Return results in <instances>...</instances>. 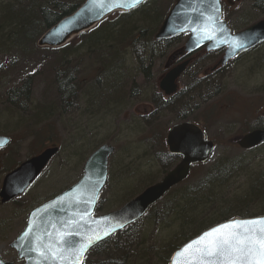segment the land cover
<instances>
[{
	"label": "rangeland",
	"instance_id": "obj_1",
	"mask_svg": "<svg viewBox=\"0 0 264 264\" xmlns=\"http://www.w3.org/2000/svg\"><path fill=\"white\" fill-rule=\"evenodd\" d=\"M12 1L0 0V5ZM222 1L232 14V31H239L264 16V6L260 3L259 12L242 15L248 20L241 23L236 9H230L227 4L237 1ZM173 2L165 0L162 10L168 6L170 9ZM35 40L20 48L26 52H11L14 49H10L7 41L0 48V135L13 141L0 151V166L3 159L5 164L4 169L0 167V184L7 172L45 148L54 145L59 151L23 196L12 204L0 205V256L5 261L15 262L14 252L8 246L23 230L31 210L74 184L82 175L86 159L101 145L113 146L115 153L109 158L108 178L98 198L100 209L94 215L119 209L172 167L170 163L164 165L165 156L152 157L154 144L148 138L154 130L166 132L178 123L179 116H185L186 120L201 125L207 139L217 146L213 159L234 157L241 152L234 141L256 127L263 115L264 43L240 55L205 82L201 81L202 74L214 63L210 58L195 62L178 81L180 95L169 108L162 109L165 98L158 94L157 79L163 74L167 56L182 46L183 36L161 45V55L151 60L150 65L143 64L144 69L149 66L148 78L136 63L133 47L125 49V72L133 84H127L119 101L100 100L98 92L105 86L101 80L94 79L96 50L90 51L88 47L79 50L76 46L82 40L80 37L70 42L66 54L38 48L37 41L33 44ZM201 58L199 55L198 59ZM62 81H65L63 88ZM21 87L18 95H14ZM10 96L17 103L14 111L8 109ZM176 104L177 110L169 111ZM141 115L145 116L140 118ZM48 124L52 127L42 134L41 128L45 130ZM246 159V164L222 182V187L220 183L211 186L221 199L223 212L232 210L229 202L239 203L234 205V210L247 205L243 214L245 210L264 211V199L253 194L255 176L264 173V145L247 153ZM192 176L193 186L197 188L204 174L195 171ZM158 221L146 227L145 220L138 222L143 232L136 237L139 253L130 260L132 264H160L163 256L159 259L154 250H162L164 241L171 244L178 226L174 219ZM107 258H111L107 250L93 251L86 264H108ZM111 259L119 262L114 256Z\"/></svg>",
	"mask_w": 264,
	"mask_h": 264
},
{
	"label": "water",
	"instance_id": "obj_2",
	"mask_svg": "<svg viewBox=\"0 0 264 264\" xmlns=\"http://www.w3.org/2000/svg\"><path fill=\"white\" fill-rule=\"evenodd\" d=\"M145 1L141 0L139 4L134 5L132 0H86L74 13L48 29L38 40L37 46L61 47L72 38L89 31L112 13L128 12ZM181 34H188L183 49L186 53H192L204 45H207V51L226 48L222 62L225 64L237 54L264 41V21L242 33L231 35L226 23L220 21L218 0H175L159 27L155 40H167ZM186 65L187 63L176 66L159 80V90L165 96L175 93V82ZM0 142H3L0 148H3L9 140L0 137ZM166 143L171 155L182 158L180 163L160 183L148 187L120 210L106 216L91 218L98 192L106 179L107 159L113 152V149L107 146L96 150L86 161L84 175L77 184L29 215L25 229L10 244L18 259H22L23 264H74L69 257L74 248H79L82 237L95 234L101 237L87 249L88 251L115 232L137 221L171 187L186 178L192 165L206 162L213 151V144L206 142L201 131L189 123L173 126L167 133ZM262 143H264V130H258L244 136L238 142V146L249 149ZM56 153V148L47 149L6 175L0 190L1 203H7L18 197ZM261 218L264 217L232 221ZM30 225V234L25 236L24 233L29 230ZM211 229L176 250L170 264H186L190 254L206 242L199 241V238ZM194 241L197 243L192 245L189 252H181L186 245ZM60 251H63V257L53 258V253ZM87 251L83 253L79 264L82 263ZM0 264L7 263L0 261Z\"/></svg>",
	"mask_w": 264,
	"mask_h": 264
},
{
	"label": "trees",
	"instance_id": "obj_3",
	"mask_svg": "<svg viewBox=\"0 0 264 264\" xmlns=\"http://www.w3.org/2000/svg\"><path fill=\"white\" fill-rule=\"evenodd\" d=\"M158 1L160 0H148L142 6L130 12L113 14L91 31L79 36L82 39L76 46L79 47V50L83 47L86 49L88 47L90 51L96 50L97 67L94 69L96 72L94 79L101 80L105 86L98 92L100 100L112 99L119 101L123 99L127 84H133V79L125 72L127 66L123 57L125 49L131 46L134 50L136 63L140 64L144 76L149 77L148 65L156 56L161 55L159 47L162 45L155 42L153 36L169 9L168 6L166 10H162L161 4L165 0H161L158 4H152ZM84 2L85 0H14L11 3L0 5V48L7 41L10 44V49H14L11 52L18 50L26 52L25 49H20L23 48V45L32 42L36 38L34 44L45 31L62 18L72 14ZM134 14H136V17ZM136 38L138 39L135 40ZM70 45L71 43H68L57 50L66 54ZM57 50L47 51L55 52ZM2 54H5V52H2ZM144 63L148 64L146 69L143 68ZM23 88L16 90L14 95H18ZM179 95L162 104V109L169 108ZM13 97L10 96L8 108L12 111L16 106ZM176 106L177 104L170 107L169 111H174ZM164 133L161 130H154L150 139L156 145L160 154L164 152ZM247 161L245 154L233 158L220 156L209 165L196 166L193 171H201L204 174V178L197 188L191 186L195 180L193 176H189L185 185L178 187V189L167 195L166 198H170L167 202L152 207L148 215L143 218L146 221L145 227L159 223L158 220L161 222L168 219H174L178 226V232L172 237V243L164 241L162 248L160 247L162 250H154V254L159 259H161L159 256H163L160 264H168L169 258L175 250L216 224L231 220L234 217L264 216V211L248 213L245 210L243 214V208L247 205L240 207L242 209L234 210V205H239V203L233 204L232 202H229L231 205L229 208L232 210L223 212L224 210L220 208L221 199L219 200V197L215 194L216 192H214L215 190L213 191L214 188H211L212 184L215 186L220 183L221 185L222 182L231 178ZM254 180V196L257 195L259 198L264 199V173L256 175ZM142 232L143 227L138 226V223H136L97 245L91 252L107 250L111 258L114 256L119 260V262H114L111 258H107L110 261L108 264H132L133 262L130 260L136 259L133 256L139 253L136 248L138 245L136 237ZM145 264L149 263L146 262Z\"/></svg>",
	"mask_w": 264,
	"mask_h": 264
},
{
	"label": "snow or ice",
	"instance_id": "obj_4",
	"mask_svg": "<svg viewBox=\"0 0 264 264\" xmlns=\"http://www.w3.org/2000/svg\"><path fill=\"white\" fill-rule=\"evenodd\" d=\"M140 2L141 0H132L134 5ZM2 143L0 142V146ZM30 229L31 225L24 233L25 236L30 234ZM223 229L233 230L224 232ZM209 237L211 239L206 240ZM99 239L101 237L98 234L82 237L79 248L73 249L69 260L79 264L83 253ZM199 241L206 242L190 254L186 264H264V218L232 221L229 224L220 225L204 233ZM196 243L194 241L186 245L181 252H189L192 245ZM44 254L47 255V253ZM56 257H63V251L54 252L53 258Z\"/></svg>",
	"mask_w": 264,
	"mask_h": 264
},
{
	"label": "flooded vegetation",
	"instance_id": "obj_5",
	"mask_svg": "<svg viewBox=\"0 0 264 264\" xmlns=\"http://www.w3.org/2000/svg\"><path fill=\"white\" fill-rule=\"evenodd\" d=\"M260 0H237V3L234 5L231 2H227L228 6H230V9L234 6V9H236L237 14L239 16L242 15H246L248 13L253 14V13H257L259 8H258V4H259ZM248 2V6H244V4ZM221 9H222V14L225 15L224 11H226V13L229 15V13L226 10L225 7V3H223L221 1ZM246 9V10H245ZM223 53V51H216V52H212V53H207L205 48H202L201 50H199L197 53L191 55V56H187L184 55L183 53L181 54L179 52V57L175 58L174 61L171 62L172 65L181 62L183 59H187L190 58L191 62L193 61L192 57L194 56H198V54H203V55H209L210 57H212L211 62H213V66H217L220 56ZM183 77V76H182ZM181 79V78H180Z\"/></svg>",
	"mask_w": 264,
	"mask_h": 264
},
{
	"label": "bare ground",
	"instance_id": "obj_6",
	"mask_svg": "<svg viewBox=\"0 0 264 264\" xmlns=\"http://www.w3.org/2000/svg\"><path fill=\"white\" fill-rule=\"evenodd\" d=\"M261 5L264 6V2Z\"/></svg>",
	"mask_w": 264,
	"mask_h": 264
}]
</instances>
